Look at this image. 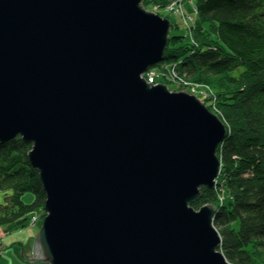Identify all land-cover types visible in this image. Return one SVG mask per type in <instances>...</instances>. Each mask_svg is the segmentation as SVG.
Returning <instances> with one entry per match:
<instances>
[{"label": "water", "instance_id": "1", "mask_svg": "<svg viewBox=\"0 0 264 264\" xmlns=\"http://www.w3.org/2000/svg\"><path fill=\"white\" fill-rule=\"evenodd\" d=\"M144 0H0V141L33 144L46 217L32 264H232L214 189L227 128L143 77L171 22Z\"/></svg>", "mask_w": 264, "mask_h": 264}, {"label": "trees", "instance_id": "2", "mask_svg": "<svg viewBox=\"0 0 264 264\" xmlns=\"http://www.w3.org/2000/svg\"><path fill=\"white\" fill-rule=\"evenodd\" d=\"M185 0H144V7L165 17L168 6ZM196 17L185 34L172 35L154 67L205 90L201 101L226 125L217 155L222 168L214 189L202 188L199 210L214 205L221 251L232 264H264V0H197ZM158 82V80H157ZM178 87L176 91L183 90ZM33 144L21 136L0 141V228H28L47 195L39 170L30 162ZM33 193L31 203L24 195ZM38 222V221H37ZM0 264H2L0 262Z\"/></svg>", "mask_w": 264, "mask_h": 264}, {"label": "rangeland", "instance_id": "3", "mask_svg": "<svg viewBox=\"0 0 264 264\" xmlns=\"http://www.w3.org/2000/svg\"><path fill=\"white\" fill-rule=\"evenodd\" d=\"M197 0H185L179 9L178 12H170L163 13L164 16L171 22L173 25H179V29H172V35L175 34H185L186 28L187 31L190 30V25L192 23V19L196 17V12L194 8V4ZM154 12V11H153ZM165 18V17H164ZM160 70L155 68V73L157 74L156 78L158 83H163V78L160 74ZM167 87L172 92H186L185 89L176 91L178 86L173 83L167 84ZM190 94V93H188ZM191 95V94H190ZM24 201L27 203H31L34 199L33 193H27L24 195ZM42 212L38 211L35 213V217L38 219ZM34 220V219H33ZM43 220H38L37 223L31 222V225L23 230L14 231L10 233H5L3 229L0 228V262L2 264H32L29 260H25L20 254L23 248V256H26L25 247L29 243L30 240H36L41 228H42ZM42 264V263H35Z\"/></svg>", "mask_w": 264, "mask_h": 264}, {"label": "built area", "instance_id": "4", "mask_svg": "<svg viewBox=\"0 0 264 264\" xmlns=\"http://www.w3.org/2000/svg\"><path fill=\"white\" fill-rule=\"evenodd\" d=\"M177 6H178V3L175 2L171 4L170 6H168L166 11L167 12H178L179 8ZM156 76L157 74L155 73V70H152V69L143 75L146 81L148 83H152V85L159 84L157 82ZM166 76H167V79L173 82L174 85L178 87H183L188 93L197 97L199 100H201L202 97H205L206 93L202 87L187 81L185 77L178 76V74L174 70H169ZM33 221L34 223H37L38 220L35 217Z\"/></svg>", "mask_w": 264, "mask_h": 264}, {"label": "crops", "instance_id": "5", "mask_svg": "<svg viewBox=\"0 0 264 264\" xmlns=\"http://www.w3.org/2000/svg\"><path fill=\"white\" fill-rule=\"evenodd\" d=\"M33 244H34V241H33V239H32V241L30 242V247H32Z\"/></svg>", "mask_w": 264, "mask_h": 264}]
</instances>
